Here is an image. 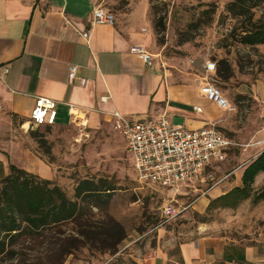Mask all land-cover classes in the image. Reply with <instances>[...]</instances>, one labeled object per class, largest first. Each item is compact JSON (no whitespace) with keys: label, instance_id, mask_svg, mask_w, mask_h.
<instances>
[{"label":"crops","instance_id":"obj_1","mask_svg":"<svg viewBox=\"0 0 264 264\" xmlns=\"http://www.w3.org/2000/svg\"><path fill=\"white\" fill-rule=\"evenodd\" d=\"M96 4L114 15V26H90ZM147 13L148 0H0V164L5 175L15 166L45 181L53 180L51 168L15 135L30 127L78 125L91 132L119 134L127 154L124 137L114 129V112L131 119H157L166 114L172 123L180 122L189 131L222 122L218 119L228 112L199 95L205 75L186 72L174 79L163 74L155 60L146 63L130 52L135 46L147 51L150 37L142 33ZM86 32L88 39L82 36ZM72 65L79 71L69 83ZM250 95L264 105V83L253 85ZM35 97L58 103L39 127L30 121ZM263 120L253 134L228 135L245 147L230 150L217 166L221 171L230 161L234 164L220 173L217 186L202 193L200 205L207 207L242 187L244 169L264 151ZM263 186L261 173L253 190ZM263 204L248 199L235 209H222L234 213L233 226L202 225L175 247L170 238L173 229L158 228L155 244L134 264H264V226L254 227L258 214L264 218Z\"/></svg>","mask_w":264,"mask_h":264},{"label":"rangeland","instance_id":"obj_2","mask_svg":"<svg viewBox=\"0 0 264 264\" xmlns=\"http://www.w3.org/2000/svg\"><path fill=\"white\" fill-rule=\"evenodd\" d=\"M231 1L148 0L147 25L143 29L150 37L147 52L151 59L159 64L163 74L174 79L186 72L204 77L201 66L207 61L216 64V72L221 68L220 62L231 68V79L221 81L215 73L209 81L234 108L233 112L218 119L222 122L216 121L212 125L234 138V134H253L263 120L264 105L250 95V89L257 82L264 83V44L241 43L243 19L227 14L226 5ZM253 14L255 22L264 20V4ZM173 124L181 123L174 121ZM19 132L15 134L19 141L36 159L51 168L54 178L49 181L48 188L58 187L69 200L74 199L75 188L83 180L106 179L115 188L107 213L125 232L118 252L111 256L83 249L68 257L64 264H134L137 257L155 244L158 228L173 229L170 238L175 247L202 225L226 227L234 222L231 211H223L216 205L208 208L209 205L199 204L202 193L209 190L220 173L233 168L231 161L221 171L210 170L212 181L182 186L173 195L137 181L119 134L91 132L78 125L67 129L30 127L28 131ZM39 138L45 140V146L39 144ZM28 174L33 176L27 177L28 181L42 186L41 177ZM166 205L176 208L179 214L175 219L165 221L162 217L161 211ZM93 213H97L96 210ZM100 215L103 214H96L97 217ZM262 226L264 218L258 214L254 227ZM71 228L68 226L65 230L70 232ZM27 242L24 246L30 248V240ZM25 252L28 255L25 264H38L39 251ZM18 262L19 257L11 261L4 259L0 264Z\"/></svg>","mask_w":264,"mask_h":264},{"label":"trees","instance_id":"obj_3","mask_svg":"<svg viewBox=\"0 0 264 264\" xmlns=\"http://www.w3.org/2000/svg\"><path fill=\"white\" fill-rule=\"evenodd\" d=\"M264 0H232L226 12L243 19L240 40L244 45L264 44V20L255 22L254 10ZM217 78L227 81L232 77L231 68L220 62ZM39 144L46 145L43 138ZM264 173V151L243 171L242 187L211 201L223 209H235L243 201L253 204L264 201V186L253 190L256 177ZM33 177L24 170L10 166L5 175L0 164V262L17 259L25 264V251H39L38 264H64L68 257L88 249L90 253L115 255L125 239L123 228L109 214L115 188L106 179L83 180L75 188L74 199L69 200L61 189L48 188L49 181L41 180L38 186L28 181ZM102 213L99 217L97 213ZM72 226L70 232L65 229ZM30 240V248L24 246ZM28 243V242H27ZM21 246V248H18ZM37 264V263H36Z\"/></svg>","mask_w":264,"mask_h":264},{"label":"built area","instance_id":"obj_4","mask_svg":"<svg viewBox=\"0 0 264 264\" xmlns=\"http://www.w3.org/2000/svg\"><path fill=\"white\" fill-rule=\"evenodd\" d=\"M107 0H101L105 2ZM92 20L90 26H114V15L100 4L92 7ZM142 29V33H145ZM83 38L88 39L86 32ZM131 53L150 62V54L140 46L132 47ZM205 81L199 86V95L223 111L231 113L234 108L223 96L218 87L209 81L211 75L216 73V64L207 61L202 66ZM79 68L70 66L67 79L73 83L77 78ZM8 73L7 67L3 74ZM85 83L84 80L81 81ZM106 101L107 98L101 99ZM58 103L54 100L35 97L34 106L30 115L31 124L41 126L46 123L48 113L55 109ZM3 108L0 101V110ZM197 112H201L199 108ZM114 129L122 134L125 139L126 153L130 167L134 170L137 181L142 184L154 185L157 188L176 194L182 186L203 180H213L210 170L216 169L223 163L230 150L245 147L235 143L228 135L219 131L214 125L206 128L189 131L179 125H174L162 114L157 119H131L114 112ZM220 182H214L209 189ZM165 221H170L178 216L176 208L166 205L162 211Z\"/></svg>","mask_w":264,"mask_h":264},{"label":"bare ground","instance_id":"obj_5","mask_svg":"<svg viewBox=\"0 0 264 264\" xmlns=\"http://www.w3.org/2000/svg\"><path fill=\"white\" fill-rule=\"evenodd\" d=\"M74 115V114H73Z\"/></svg>","mask_w":264,"mask_h":264}]
</instances>
